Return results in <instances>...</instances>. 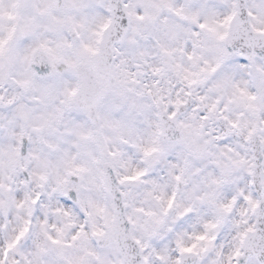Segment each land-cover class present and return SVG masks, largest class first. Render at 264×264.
<instances>
[{"label":"clouds","instance_id":"9594fccd","mask_svg":"<svg viewBox=\"0 0 264 264\" xmlns=\"http://www.w3.org/2000/svg\"><path fill=\"white\" fill-rule=\"evenodd\" d=\"M0 264H264V0H0Z\"/></svg>","mask_w":264,"mask_h":264}]
</instances>
